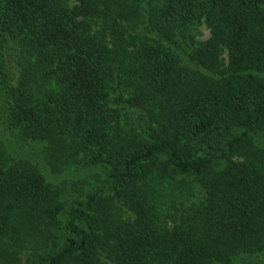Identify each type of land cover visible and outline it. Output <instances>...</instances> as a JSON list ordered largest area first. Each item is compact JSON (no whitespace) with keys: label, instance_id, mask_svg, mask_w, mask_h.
<instances>
[{"label":"trees","instance_id":"trees-1","mask_svg":"<svg viewBox=\"0 0 264 264\" xmlns=\"http://www.w3.org/2000/svg\"><path fill=\"white\" fill-rule=\"evenodd\" d=\"M261 137L264 0H0V264H264Z\"/></svg>","mask_w":264,"mask_h":264},{"label":"rangeland","instance_id":"rangeland-1","mask_svg":"<svg viewBox=\"0 0 264 264\" xmlns=\"http://www.w3.org/2000/svg\"><path fill=\"white\" fill-rule=\"evenodd\" d=\"M201 38H206L209 34L208 30L205 27H201ZM259 144H264V137L258 139ZM264 146V145H263Z\"/></svg>","mask_w":264,"mask_h":264}]
</instances>
